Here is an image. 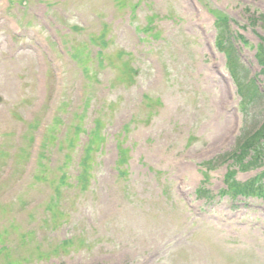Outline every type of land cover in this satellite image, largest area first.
<instances>
[{"label":"rangeland","instance_id":"rangeland-1","mask_svg":"<svg viewBox=\"0 0 264 264\" xmlns=\"http://www.w3.org/2000/svg\"><path fill=\"white\" fill-rule=\"evenodd\" d=\"M26 1L28 8L22 10L23 6L16 3L15 7L21 10L18 14L27 21L25 27L29 28L36 22L31 16L36 7L34 1ZM149 2L152 12L160 16L174 11L185 29H178L166 19L164 42L158 40L148 45V41L143 40L146 48L151 49L150 54L158 52L161 62L153 57L151 64L146 60L137 63L144 68L141 73L143 88L151 97L160 96L163 104L150 119L130 124L128 143L133 147L130 173L112 183L105 165L97 175L95 188L87 193L76 190L71 196H65L61 190L55 192L56 199H60L57 205L60 214L53 209L52 213L65 220L58 230L39 222L49 200L42 195L39 185L28 187L20 197L37 195L43 202L32 212L23 206L15 214L23 226L16 229L21 241L18 239L20 243L10 253L13 261L31 255L26 264H90L86 259L92 258L86 251L94 248L91 253L99 254L93 264H264V200L233 198L222 193L223 175L229 161L208 173L205 187L210 192L202 199H197L194 191L202 180L199 164L232 151L239 132L249 133L260 120L254 125V106L262 109L260 99L248 107V114L238 110L240 97L229 76V63L225 64L224 54L214 47L216 53L210 52L215 32L208 9L223 11L232 34L248 42L244 45L238 39L234 41L240 53V57H233L241 70L239 78L247 82L258 75L262 88L264 76L259 74L255 47L264 36V0ZM4 6L0 3V50L8 51V56L5 60L0 57V87L5 85V75L21 72L25 62L23 56L30 62L21 80L9 79L6 95L0 90V144L10 148L14 145L11 134L19 119L34 111L32 78L28 77L34 61L29 54H10L9 42L3 36L18 28L12 18L2 17L1 7ZM101 7L94 3L79 10L97 11ZM68 10L75 12L74 7ZM106 14L115 16L118 13L110 6ZM154 16L155 22L161 24V18L157 20L156 14ZM116 33V41L120 43L114 48L130 47L134 52L139 48L138 37L126 34L123 26ZM238 73L235 69V74ZM119 96V90H112L105 103ZM62 100H66V96ZM118 105L120 109L127 107L125 101L119 100ZM261 170L264 164L260 169L238 172L236 179L243 182ZM110 186L116 190L105 189ZM175 186L186 202L176 195ZM21 189L25 187L19 186L10 196ZM164 189L168 194L158 201ZM13 210L16 212L18 207ZM70 236L67 249L58 247L62 246L60 240ZM35 246L46 255L40 261L36 260ZM3 260L0 256V264Z\"/></svg>","mask_w":264,"mask_h":264},{"label":"trees","instance_id":"trees-1","mask_svg":"<svg viewBox=\"0 0 264 264\" xmlns=\"http://www.w3.org/2000/svg\"><path fill=\"white\" fill-rule=\"evenodd\" d=\"M93 41H100L103 42L104 41V35L103 32H100L97 35H93ZM81 50H77L76 52L79 53ZM102 57V55H101ZM257 58L259 60V62L263 65V72H264V47H262L257 54ZM251 143H249L247 146H249Z\"/></svg>","mask_w":264,"mask_h":264}]
</instances>
